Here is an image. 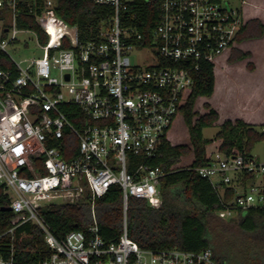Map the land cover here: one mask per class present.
Wrapping results in <instances>:
<instances>
[{"label": "built area", "instance_id": "obj_1", "mask_svg": "<svg viewBox=\"0 0 264 264\" xmlns=\"http://www.w3.org/2000/svg\"><path fill=\"white\" fill-rule=\"evenodd\" d=\"M85 1L113 10L89 41L58 16L57 0H45L35 13L45 43L36 32L18 28V0L7 3L9 16H0V54L12 65H0V184L9 208L26 215L22 224L43 231L50 256L40 264H221L211 249H142L126 224L119 241L108 244L94 210L88 233L73 231L62 239L42 217L46 205L75 203L86 192L96 200L114 186L121 189L125 216L132 198L159 208L167 175L157 164L160 148L182 117L193 75L228 55L246 24L242 9L223 0H159L157 24L141 30L132 21L140 5L153 0ZM5 5L0 0V13ZM20 35L35 38L42 58L14 59L9 50L18 47ZM68 135L77 141L71 160L63 157L74 151ZM244 171L261 178L264 165L238 156L197 169L220 195ZM263 204V183L255 184L223 203L218 217ZM0 264H17L13 248L9 257L0 255Z\"/></svg>", "mask_w": 264, "mask_h": 264}, {"label": "trees", "instance_id": "obj_2", "mask_svg": "<svg viewBox=\"0 0 264 264\" xmlns=\"http://www.w3.org/2000/svg\"><path fill=\"white\" fill-rule=\"evenodd\" d=\"M3 14L10 15L7 3ZM45 0H18L17 26L38 34L42 43L45 35L37 23L35 13ZM58 16L71 26H77L83 41L92 40L97 35L102 22L113 16V10L85 0H57ZM160 15V1L142 3L138 17L132 21L139 28H153ZM264 36V24L253 19L248 21L238 32L236 40L242 43L261 39ZM251 56L235 49L231 60L243 61ZM0 65L4 69L12 68L9 59L0 54ZM215 66L206 64L201 71L193 75L194 85L187 104L181 110L184 123L189 131V144L173 146L165 141L160 148L161 158L157 162L167 175L161 183L162 205L155 209L143 200L132 198L129 201L127 215H124L121 189L114 186L104 197L93 200L90 193L70 204H50L40 209V213L53 233L59 239L68 233L81 231L88 233L93 225V210L99 227L100 236L108 244L117 243L126 224L129 237L142 249L163 251L180 249L188 252H201L211 249L218 262L224 258L215 245L216 236L222 232L221 224L239 220L241 228L254 232L264 222V204L247 211H238L234 217L221 219L219 211L223 203L232 201L237 195L246 194L249 187L255 185L257 175L244 171L237 175V180L225 188L220 195L211 182L200 177L197 169L211 164L214 160L208 153L209 146L220 142L218 154L221 157L253 159L252 150L264 142V126H253L242 120L226 121L212 139L204 137V130L211 128L219 120V115L206 104L207 113L197 118L196 103L201 98H211L215 91ZM67 143L74 145V151L63 154L71 160L77 156V141L66 137ZM59 146V145H56ZM193 156V162L187 168H177L184 158ZM264 186V173L262 175ZM10 198L5 187L0 184V237L15 228L14 235L0 238V255L9 257L12 248L17 264H40L50 256V249L45 242L41 228L31 222L23 223L26 215L3 212L9 208Z\"/></svg>", "mask_w": 264, "mask_h": 264}, {"label": "rangeland", "instance_id": "obj_3", "mask_svg": "<svg viewBox=\"0 0 264 264\" xmlns=\"http://www.w3.org/2000/svg\"><path fill=\"white\" fill-rule=\"evenodd\" d=\"M224 3H227L234 9H242V14L245 19V23L249 19H246L244 8L247 6L254 7L256 15L264 16V0H223ZM243 2L245 4L243 5ZM252 19H260L252 17ZM262 21V20H261ZM9 22V18H5V23ZM19 45L15 49H10L9 53L19 61L20 59H40L43 56L42 50L38 48L37 42L33 36L30 35H20L19 36ZM28 45H27V44ZM26 45V46H25ZM28 46V48H26ZM238 47V45H237ZM244 51L242 48H238ZM257 49V48H256ZM258 50V49H257ZM260 50H258L259 52ZM139 60H142L139 59ZM251 60H246L242 62L239 67L241 69H248L251 64ZM225 63L224 59H220L214 68L215 75H217V86H221L223 81L226 79V71L223 67ZM235 71L232 73V85L234 86L237 81L241 83L244 77H241V72L237 73ZM238 83V84H239ZM247 83V82H246ZM234 90L233 92H236ZM236 93H233L234 95ZM208 99V98H206ZM234 101V100H232ZM230 103V102H229ZM205 100L199 99L195 106V111L197 113V118L207 113L205 109ZM220 131V126L216 123L211 128L204 130V137L206 139H212ZM173 146L178 145H187L189 144V131L186 127L183 117H180L176 120L173 125V128L169 134L168 140ZM220 142H216L213 145L209 146L208 153L210 157L215 160L217 159L216 155L217 150L216 146H219ZM252 157L257 162L258 165H264V142L258 143L252 150ZM221 158V157H220ZM193 162V156L184 158L182 162L177 166V168H187ZM234 180H237V176L234 177ZM262 178H258L255 184L260 185L262 183ZM249 190V189H248ZM232 222L222 223L221 229L222 232L217 234L215 240V245L218 247V253L224 258L223 264H264V222L258 225L257 230L254 232H249L241 228L239 220L234 218Z\"/></svg>", "mask_w": 264, "mask_h": 264}, {"label": "crops", "instance_id": "obj_4", "mask_svg": "<svg viewBox=\"0 0 264 264\" xmlns=\"http://www.w3.org/2000/svg\"><path fill=\"white\" fill-rule=\"evenodd\" d=\"M254 7L247 6L244 8L246 19L255 17L260 18L264 24V16L256 15ZM253 20V19H252ZM247 21V22H248ZM236 46L228 55L223 57L225 63L223 67L226 71V79L221 86H217V75H215V91L211 98H201L205 103L210 105L219 115L217 124L221 127L226 121L242 120L245 123L253 126H264V36L261 39L249 40L242 43H237ZM242 48L239 50L238 48ZM260 50L258 52V50ZM237 49L243 53H250L251 56L246 60H251L248 69H241L239 65L246 61L231 60L233 51ZM241 72L242 79L232 85V73L235 75ZM247 82V83H246ZM239 83V84H238ZM237 90L236 92H233ZM233 93H236L232 95ZM234 100V101H232ZM230 102V103H229ZM218 153L219 146L215 147ZM217 159L221 156L216 155ZM222 158V157H221ZM215 159V160H217Z\"/></svg>", "mask_w": 264, "mask_h": 264}, {"label": "water", "instance_id": "obj_5", "mask_svg": "<svg viewBox=\"0 0 264 264\" xmlns=\"http://www.w3.org/2000/svg\"><path fill=\"white\" fill-rule=\"evenodd\" d=\"M68 78V77H67ZM3 212H12L11 208H3L2 209Z\"/></svg>", "mask_w": 264, "mask_h": 264}]
</instances>
